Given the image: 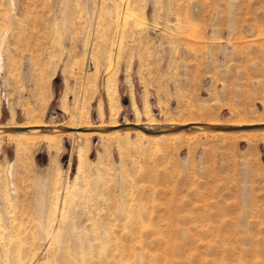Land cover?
Masks as SVG:
<instances>
[{"label": "rangeland", "instance_id": "1", "mask_svg": "<svg viewBox=\"0 0 264 264\" xmlns=\"http://www.w3.org/2000/svg\"><path fill=\"white\" fill-rule=\"evenodd\" d=\"M32 121L264 123V0H0V126ZM113 131L0 135V264H264V128Z\"/></svg>", "mask_w": 264, "mask_h": 264}, {"label": "water", "instance_id": "2", "mask_svg": "<svg viewBox=\"0 0 264 264\" xmlns=\"http://www.w3.org/2000/svg\"><path fill=\"white\" fill-rule=\"evenodd\" d=\"M115 127L118 128H129V129H140L141 131L148 133V134H159V133H166L169 131H179L180 129L184 128H190V129H205V130H238V129H252V128H264V124L260 123H252V124H243V125H227V124H212V123H206V122H195L190 124H180V125H169L166 127L161 128H155L150 127L147 124L144 123H133V122H123L117 125H94V126H80L79 128H73L68 125H62V124H54L51 126H17V125H8V126H0V133L4 132H19V131H47L49 133L51 132H66L69 130H83V131H94L98 130L101 132H109V130L115 129Z\"/></svg>", "mask_w": 264, "mask_h": 264}, {"label": "bare ground", "instance_id": "3", "mask_svg": "<svg viewBox=\"0 0 264 264\" xmlns=\"http://www.w3.org/2000/svg\"><path fill=\"white\" fill-rule=\"evenodd\" d=\"M110 86H108V88H109ZM109 90V89H108ZM111 90V89H110ZM109 90V91H110ZM110 93V92H109ZM113 95V94H112ZM112 95H110L111 97H112ZM101 112H102V110H101ZM101 114V113H100ZM151 120V119H150ZM149 121V120H148ZM148 121H146V122H148ZM38 122H40V121H32V123L31 124H28V126H37V125H41V126H43V124H40V123H38ZM150 122V121H149ZM134 123V122H133ZM137 123H139V122H135V124H137ZM190 123H195V122H189V123H187V124H190ZM149 124V123H148ZM147 124V125H148ZM209 124V123H208ZM261 124H264V123H261ZM149 125H151V124H149ZM175 125H180V124H175ZM233 125V124H232ZM65 126V125H64ZM89 126H94V125H89ZM236 126H238V125H236ZM20 127H22V126H20ZM76 128V127H75ZM77 128H79V127H77ZM239 130V132H241V133H244V131H242V130H245V129H238ZM241 130V131H240ZM24 131V130H23ZM214 131H223V130H214ZM224 131H233V130H224ZM27 132H32V131H27ZM66 132H77V133H82L83 132V134L85 133V134H87V135H89V134H92V135H94V134H98V135H101V136H103V135H114V134H116L117 132L116 131H113V130H109V132H101V131H98V130H94V131H83V130H80V131H78V130H69V131H66ZM66 132H51V133H49V132H47V131H42V132H40V131H37V132H34V135L32 136H28L27 134H25V133H23V132H20L19 134H17V135H13L14 137L16 136V137H19L20 139H17V138H15V140L17 139L18 141H19V143H20V141H22V142H32V141H34L35 139H37V140H41V141H43V142H45V143H47V145L48 146H56V144H57V141H58V136L61 134V133H66ZM138 132H142L140 129H138L137 128V133ZM169 132H171V131H169ZM238 132V131H237ZM14 132H10V131H8V133H0V135H2V134H8V135H10L11 137H13L12 136V134H13ZM220 133V132H219ZM222 133V132H221ZM146 134V133H145ZM164 133H159V134H152V135H154V136H161V135H163ZM27 135V136H26ZM141 135V134H140ZM151 135V134H150ZM142 136V135H141ZM177 136V135H176ZM13 137V138H14ZM12 138V139H13ZM158 138V137H157ZM152 141H154V142H157L158 140L157 139H151ZM150 140V141H151ZM60 218V217H59Z\"/></svg>", "mask_w": 264, "mask_h": 264}, {"label": "built area", "instance_id": "4", "mask_svg": "<svg viewBox=\"0 0 264 264\" xmlns=\"http://www.w3.org/2000/svg\"><path fill=\"white\" fill-rule=\"evenodd\" d=\"M3 93H4V92H3V91H1V95H2V96H3Z\"/></svg>", "mask_w": 264, "mask_h": 264}]
</instances>
